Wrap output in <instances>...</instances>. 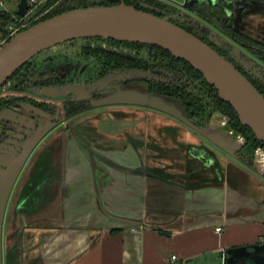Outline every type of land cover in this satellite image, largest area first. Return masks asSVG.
<instances>
[{"label":"crops","instance_id":"0c3cea01","mask_svg":"<svg viewBox=\"0 0 264 264\" xmlns=\"http://www.w3.org/2000/svg\"><path fill=\"white\" fill-rule=\"evenodd\" d=\"M244 1L253 7L244 14L240 10L243 18L264 19V0H236L240 6ZM238 28L264 40V25ZM226 125L220 117L199 129L160 127L155 153L165 157L155 167L173 180L120 176L109 194V178L94 181L88 158L72 143L66 160L54 156L64 146L39 149L11 189L2 222L1 264H213L210 254L260 242L264 176L241 162L237 144L244 139ZM149 133L144 129L141 138L147 140ZM102 134L110 149L132 152L119 144L117 130ZM258 166L261 170L263 163Z\"/></svg>","mask_w":264,"mask_h":264},{"label":"flooded vegetation","instance_id":"af4514ba","mask_svg":"<svg viewBox=\"0 0 264 264\" xmlns=\"http://www.w3.org/2000/svg\"><path fill=\"white\" fill-rule=\"evenodd\" d=\"M225 1L213 0V4L210 6L206 0H193L183 10L191 9L194 12L196 5L203 3L208 7L222 10L227 19L237 20L241 15L239 3L236 4L238 7L235 12L230 15L227 13V5L234 4H227ZM133 2L135 6L144 3L154 8L165 9V6L158 4L157 1L133 0ZM241 4L248 8L251 5L248 1ZM139 7L155 13L154 9L144 6ZM186 14L188 15L181 17L178 12H174L171 16H176V19L174 17L171 20L187 28L229 60L264 96V40L243 33L252 36L261 45L263 44V48L245 46L236 38L234 33L227 32L220 25L213 23L207 17L208 15H203L204 22H200L196 18L197 16H193L195 13ZM189 16H193L195 20ZM233 29L242 33L234 26ZM85 39L101 40L102 38L87 37ZM102 40L115 41L104 38ZM95 46L94 48L100 47V49L80 47L76 50H65L66 52L61 55L55 52L51 53L43 58L44 61H31L25 69L14 75L0 88V156L11 161H17L25 153V161L20 168L21 170L25 163L36 155L39 149H45L47 146H54V144L66 147L62 154L58 151L54 155L57 158L66 160L68 156L67 147L70 142L82 152L84 157L88 158L94 181H98L102 177L109 178L111 182L105 188L108 194L114 191L113 185L118 181L116 177L120 176L128 178L138 176L144 179L156 177L173 180L168 171L165 169L159 170L155 167V161L159 162L165 157L162 153H155V147H157L155 144L156 126L150 127V133L145 137L147 140L141 138L143 136L141 132H144V129L138 127V125L129 126L131 122H136L141 118L139 121L142 122L143 117H147L144 111L137 109L144 105L109 101L113 95L127 91L160 94L155 91L159 90L156 83H165L166 81L154 76V67L151 68L152 70L147 69L148 71H144L141 66L136 65L128 68L127 56H118L112 53V49L99 45ZM151 48L158 49L156 47ZM255 54L259 55L263 64L253 58L252 55ZM113 55L114 60L112 59ZM141 71L146 72L144 79L138 76ZM54 86L74 87L67 93L52 96L49 94L52 92L49 88ZM164 96L170 97L168 95ZM135 107L137 108L135 109ZM183 111L186 117L188 116L193 123H197L194 120V114H190L191 112L186 111L185 108ZM152 112L172 116L155 108H152ZM180 122L185 127H191L182 120ZM171 126L180 127L177 124ZM109 129L120 132L121 141L119 144L123 148H130L132 152L125 149L112 150L108 145H105L108 142L102 136V133ZM157 129L159 128L156 127V131ZM152 133L153 136H151ZM141 147L151 149V156L150 154L144 156V153L142 154L140 150ZM42 154L46 155L45 152H42ZM37 155L39 154L37 153ZM133 157L136 159L135 163L123 164L119 162V159L122 161L125 159L127 162L131 161ZM126 185L131 189L134 186L129 181L126 182ZM116 194L119 193L116 192ZM8 205L9 197L6 208Z\"/></svg>","mask_w":264,"mask_h":264},{"label":"water","instance_id":"95a60500","mask_svg":"<svg viewBox=\"0 0 264 264\" xmlns=\"http://www.w3.org/2000/svg\"><path fill=\"white\" fill-rule=\"evenodd\" d=\"M192 2L166 0L164 4L167 8H186ZM206 2L210 6L213 4V0ZM139 6L154 9L155 13L118 0V4L114 5H94L63 11L16 32L0 46V87L18 68L39 53L74 39L104 38L154 45L197 70L207 83L215 87L219 98L231 106L240 123L249 127L256 139L264 144L263 94L229 60L197 35L173 22L171 17L164 16L165 9L144 3H139ZM28 8V0H19L16 12L24 15ZM145 75V72L138 73L141 79ZM73 87L54 86L49 88L52 91L49 94L57 96L71 91ZM109 101L150 106L199 129L187 119L183 110L175 106L172 99L164 95L127 91L113 95ZM25 156L24 153L17 161L0 156V238L9 193ZM208 257L213 259V264H264V242L229 248Z\"/></svg>","mask_w":264,"mask_h":264},{"label":"rangeland","instance_id":"374dc122","mask_svg":"<svg viewBox=\"0 0 264 264\" xmlns=\"http://www.w3.org/2000/svg\"><path fill=\"white\" fill-rule=\"evenodd\" d=\"M112 0H28V4H29V8L26 11V13L24 15H18L17 14V4L19 2V0H3L2 4H0L1 8H6L8 11L11 12V18L12 21L9 22L8 26L6 27L5 33H0V46L2 44L5 43L6 39H8L9 37L13 36L16 32L20 31L21 29H23L24 27H26L28 24H30L32 21L41 18L42 16L50 13V12H56V11H60V10H64L66 8L69 7H75L78 5H81L82 3H86V4H97V3H101V2H110ZM149 1H153L155 2V0H149ZM166 0H158L157 3L158 4H162L163 6H165L164 2ZM233 3L234 5H227V13H229L230 15H232V12H235V9H237V2L236 0H226L225 3ZM134 3V2H133ZM136 4V3H135ZM242 9V14H244L245 12H247L248 10H246L245 6H240ZM165 16L167 17H171L176 19V16H171L172 13L174 12H178V14L180 12H182V14L180 15L181 17H183L184 15H188L186 13H195V15L193 14L194 17H196L200 22L203 21L204 16H201L200 13L196 12L198 11L196 9L195 12H193L191 9H187V10H183V8H178V7H165ZM195 9V8H194ZM241 14V15H242ZM240 15V16H241ZM242 19H245L244 22ZM178 20V19H177ZM179 21V20H178ZM204 22V21H203ZM228 22L232 25V27L234 26L235 29L237 28L238 31L239 30V25L241 27V25H247L248 27H262L264 25V19H258L256 22L254 20H250L247 17L241 16L240 18L236 19H231L228 20ZM243 22V23H242ZM257 24V25H256ZM259 30H262V28H257ZM243 30H247V28H242V33H247ZM248 34V33H247ZM103 39V38H102ZM100 40V39H85V38H78V39H74L62 44H58L56 46H53L51 48H49L47 51H43L41 53H39L38 55H36L35 57H33L31 59L32 62H38V61H44L43 58L46 57V55H49L51 53H58L59 55L65 53L67 51H69L70 49H80V47L85 48V49H100L99 48H94L96 47L95 45H99L105 48H109L112 49V53L117 54L118 56H127L129 59L132 60V62L127 63L128 68L134 67L136 66H141L144 71H146L147 69H151L152 67L155 68V77L156 78H162L164 79V81H166L165 83L171 86L170 89H172V91L174 90V88L178 87L180 89H185L186 91H190L192 93V95L195 97L196 100V104H195V108L192 110V112L194 113V120L197 121V123L194 122L195 125L204 127V126H210L211 124H216V122L218 121V119L220 117H224L227 120V125L226 127L228 129H230L228 127V122L231 120V116L229 115L228 112H225L223 109L221 108L219 105H217V102L214 100V94L211 90L208 89H201L198 86V81L196 82L195 79L190 78V76L185 75L183 73V71L178 72L177 76L175 74V71L170 68H166L165 66H168L169 64L167 63V59L166 57L161 54L157 49H152L149 45H142V44H129V43H121V42H116V41H110V40ZM94 45V46H92ZM263 45V44H262ZM104 49V48H103ZM115 49V50H114ZM118 51V52H117ZM126 54V55H125ZM253 58L257 61H259L261 64L262 61L259 58V55L255 54L252 55ZM159 57L164 58L166 61L164 62L163 67H159V65H157L156 63H158ZM113 59V58H112ZM264 65V64H263ZM170 69V70H169ZM147 70V71H148ZM152 70V69H151ZM143 73V71H141ZM140 72V73H141ZM157 72V73H156ZM146 73V72H145ZM181 77V78H180ZM10 80V79H9ZM7 82H5L4 84H6ZM144 85V84H142ZM1 88V87H0ZM170 99H172V101H174L175 106L181 110H184L185 107L183 101L180 99V97H176V96H170ZM133 108V107H132ZM137 107H135L136 109ZM141 111H144L145 114L147 115V117H143V121L140 122L138 119L136 122H131L129 124V126H137L140 128H144L147 131L150 132V127L152 126H156L157 128H162V127H166L169 126L171 127V125H180L182 127H185L181 122L180 119L175 118L173 116H170L168 114H164V113H160V112H152V108L150 106H146L144 105L143 107H139L137 108ZM186 110V108H185ZM153 116H155V118H153ZM187 119H189V117L187 116ZM190 120V119H189ZM144 126V127H143ZM156 127H155V133H156ZM232 130V129H230ZM166 136V134L164 135ZM244 137V136H243ZM163 139H165L163 137ZM164 141V140H163ZM162 141V142H163ZM231 141V140H229ZM246 140H244V143L238 145L237 144V149H238V156L239 159L241 160V162H245V164H250L252 167H255V170L258 174H262L264 176V172L260 171L258 169L259 166L256 162H254L253 156H254V151L253 150L251 156L247 155L245 153V149L247 148V144L245 143ZM165 142V141H164ZM167 143H169L166 140ZM232 142V141H231ZM233 143V142H232ZM249 143V142H248ZM167 146V144H166ZM234 149V148H233ZM148 154H151V152H145L144 156ZM226 157V154H223ZM151 156V155H150ZM165 163L167 162L166 160L164 161Z\"/></svg>","mask_w":264,"mask_h":264},{"label":"trees","instance_id":"16d2710c","mask_svg":"<svg viewBox=\"0 0 264 264\" xmlns=\"http://www.w3.org/2000/svg\"><path fill=\"white\" fill-rule=\"evenodd\" d=\"M123 2L125 4H128V5H133V0H123ZM114 4H118V0H112V1L106 2V3L101 2V3H97V4L82 3L81 5H78L75 7H69V8H66L64 10H60V11H56V12H50V13L42 16L41 18L32 21L30 24H28L23 29L28 28L29 26H31V25L39 22V21H42L48 17H51V16L58 14L60 12H63V11L71 10L74 8H80V7L94 6V5L108 6V5H114ZM135 7L143 9L139 6H135ZM196 9L198 11H196ZM195 11L200 13L201 16L208 15L207 17L210 20H212L213 23L220 25L221 28H223L227 32L234 33L236 38H238V40L240 42H242L245 46L256 47V48L262 47L263 48V46L260 43H258L257 40H255L252 36H249L247 34H243L241 32H236L233 29L232 25L228 22L229 19H227V17H225L222 10L214 9V7H208L207 5H205L203 3H199L198 5H196ZM11 16L12 15H11L10 11H8L5 8L0 7V33L1 32L5 33L6 27L8 26L9 22L12 21ZM176 24H178V23H176ZM179 26L185 28L182 25H179ZM23 29H21V30H23ZM185 29L188 30L187 28H185ZM9 38L6 39V41L9 40ZM136 44H138V43H136ZM149 46L158 48L157 50L161 54H163L168 61L167 63L169 65L165 66L164 62L166 60L162 57L161 58L159 57L158 63H156L157 65H159V67L165 66L166 68H170L171 70L173 69L177 76H179L178 72L183 71V73L185 75H188V76H190V78L195 79L196 82L198 81V86L201 89H208V90H211L213 92L214 97H215L214 100L217 102V105H219L221 108H224L223 110L225 112H228L229 115L231 116V120L228 122V127L230 129L234 130L236 133H240L244 136V140H246L245 143L247 144V148L245 149V153L247 155L251 156L253 150L258 146H262L264 148V144L261 141L256 139V137L254 136L253 132L250 130L249 127H246L240 123L236 113L233 111L231 106L227 102H225L219 98L217 90L215 89V87L210 85L209 83H207L206 80L204 79V77L197 70H195L191 65H189L184 60L173 57L167 50H165L161 47H158V46H154V45H149ZM112 58H113V60L115 59L114 55ZM131 62H132V60L128 58L127 63H129V65H130ZM29 63H31V60H29L24 65H22L20 68H18L9 79H11L17 73H19L22 69H25L29 65ZM156 86L158 87L159 90H155V91L160 93V94H164V95H168V96L174 95L176 97H180V99L184 103L186 111H190L191 112L190 114H194L192 112V110L195 108L194 106L196 104L197 99L195 100V97L192 95V93L190 91H186L184 88L180 89L178 87L177 88L175 87L174 90L172 91V89H170L171 86L169 84L167 85L166 83H156Z\"/></svg>","mask_w":264,"mask_h":264},{"label":"built area","instance_id":"2783aa9c","mask_svg":"<svg viewBox=\"0 0 264 264\" xmlns=\"http://www.w3.org/2000/svg\"><path fill=\"white\" fill-rule=\"evenodd\" d=\"M0 4H2V0H0ZM234 131V130H233ZM239 136L242 137V139H244L243 135L239 133ZM257 155L260 156L261 160L260 162H258V159H257ZM253 159H254V162H256L257 164H261L263 163V168H261L260 171H263L264 172V148L262 146H258L256 147L255 151H254V156H253ZM222 228L221 227H217L216 228V231L219 232L221 231ZM260 242H264V229H263V233L261 235V239H260ZM174 258V256H173Z\"/></svg>","mask_w":264,"mask_h":264}]
</instances>
